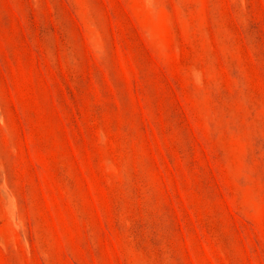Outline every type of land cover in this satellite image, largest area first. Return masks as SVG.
<instances>
[{"label": "rangeland", "instance_id": "rangeland-1", "mask_svg": "<svg viewBox=\"0 0 264 264\" xmlns=\"http://www.w3.org/2000/svg\"><path fill=\"white\" fill-rule=\"evenodd\" d=\"M0 264H264V0H0Z\"/></svg>", "mask_w": 264, "mask_h": 264}]
</instances>
